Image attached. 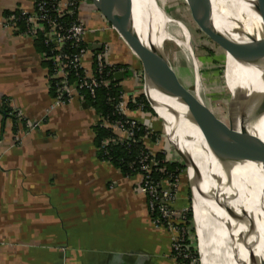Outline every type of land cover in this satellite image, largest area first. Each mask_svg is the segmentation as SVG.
I'll list each match as a JSON object with an SVG mask.
<instances>
[{
	"label": "crops",
	"instance_id": "1",
	"mask_svg": "<svg viewBox=\"0 0 264 264\" xmlns=\"http://www.w3.org/2000/svg\"><path fill=\"white\" fill-rule=\"evenodd\" d=\"M19 7L32 11L34 0H0V105L6 99L17 112H0V264H177L175 233L154 223L140 177L100 157L96 110L78 97L57 104L36 39L6 24L5 12ZM81 15L88 46L108 40L110 63L127 65L124 92L146 94L141 61L119 32L90 0ZM92 63L89 53L85 65ZM129 112L156 131L152 112ZM180 186L182 209L188 187Z\"/></svg>",
	"mask_w": 264,
	"mask_h": 264
},
{
	"label": "bare ground",
	"instance_id": "2",
	"mask_svg": "<svg viewBox=\"0 0 264 264\" xmlns=\"http://www.w3.org/2000/svg\"><path fill=\"white\" fill-rule=\"evenodd\" d=\"M202 1L212 9L217 28L229 37L228 43L234 48V52L228 51L232 66L226 74L234 92L231 95L239 106L229 118L238 135L252 145V138L264 139V115L254 111L246 94L264 92V65H247L238 59L243 53L242 44L249 41L244 33L260 36L264 29L262 21L254 9V0ZM133 14L134 31L144 42L155 46L168 67L172 68L165 53L169 42L191 58L187 36L178 26L174 27L179 28V35L168 30V14L157 0H133ZM145 87L164 122L168 141L192 155L200 175L199 182H192L200 264H254L250 252L260 264L264 257L263 165L245 160L226 169L223 155L209 146L199 126L190 118L187 106L150 81ZM193 173L194 169L189 168V175ZM233 210L243 218L233 216Z\"/></svg>",
	"mask_w": 264,
	"mask_h": 264
},
{
	"label": "built area",
	"instance_id": "3",
	"mask_svg": "<svg viewBox=\"0 0 264 264\" xmlns=\"http://www.w3.org/2000/svg\"><path fill=\"white\" fill-rule=\"evenodd\" d=\"M87 1L34 0L32 11L19 7L15 10L18 11V14L14 12L6 16V24L12 26L20 34L35 39L42 36L45 45L53 44L50 50L51 55L44 54V56L46 60H51L53 63L51 77L59 81V92L56 96L57 104L71 101L75 97L83 100V90L95 95L97 88L109 84L111 81L109 77L123 69L117 68L109 61L110 41H102L101 46L96 49L90 48L86 43L85 36L88 28L82 18L81 8ZM62 11L75 13L76 19L70 24L61 23L54 17L53 12ZM21 20L25 23L24 27L20 24ZM105 23L108 24L110 29H115L107 20ZM67 42H70L71 47L75 48L73 52L65 51L64 46ZM89 53L93 58L91 67L85 65V58ZM108 67H110V70H107ZM71 73L76 77L74 81L70 79ZM135 98L136 96L123 92L115 106V113L121 117L113 122L109 121V118L103 120L100 117V121L103 120V123L110 127L115 134L113 137L105 139L102 147H106L112 141H125L127 145H131V143L138 140L136 136L137 126L140 123L144 124V122L140 121L138 117L132 116V112H129L133 109L129 106V102L131 99L135 101ZM136 109L143 110L144 105L138 104ZM39 123L35 122L30 127L35 128ZM145 131L146 133L140 138L145 145V149L141 150L137 157L139 172L136 175L140 177L141 190L148 197V207L154 223L175 233L172 250L176 262L177 257H182L191 259V264H194V259L186 245L187 236L190 233L186 224L189 209L188 207L179 209L175 206L180 178L184 175L185 169L175 179L166 175L155 181L152 177L156 165L154 157L158 152L167 155L168 153L165 147L162 149L158 147L160 141L157 136L155 140L153 139L154 130L146 125ZM168 159L171 160L169 156ZM155 213L157 214L155 215Z\"/></svg>",
	"mask_w": 264,
	"mask_h": 264
},
{
	"label": "water",
	"instance_id": "4",
	"mask_svg": "<svg viewBox=\"0 0 264 264\" xmlns=\"http://www.w3.org/2000/svg\"><path fill=\"white\" fill-rule=\"evenodd\" d=\"M102 16L119 32L135 55L141 61L145 80L150 81L163 93L177 98L187 106L190 118L199 126L209 146L223 155L224 166L230 169L237 162L253 160L261 163L264 167V139L252 138V145L238 135L235 126L230 119L228 124L220 121L219 117L206 105L186 89L173 68L166 65L158 54L155 46L149 45L134 31L133 0H90ZM189 5L193 15L208 29H210L220 40L223 41L226 49L234 52V48L228 43L229 37L220 31L214 20L212 9L202 0H185ZM254 9L260 16L264 27V0H254ZM245 32V31H244ZM249 41L242 44L243 53L238 59L241 63L259 66L264 65V29L260 36L244 33ZM101 45L97 48H99ZM235 55V53H233ZM123 72L117 71L115 78L121 80ZM264 81V71L262 73ZM148 96V101L153 107V103ZM247 100L258 115H264V92L246 94ZM155 113L156 110H155ZM158 114V113H157ZM176 152L180 155L186 166L187 176L192 185L193 180L199 182L200 175L192 155L186 154L183 150L169 140ZM189 168L194 169L192 176L189 175ZM192 188V187H191ZM246 214V210H242ZM194 215V212H193ZM243 215L233 210V216L238 219ZM251 228V226H250ZM249 256L254 264H259L253 252ZM264 264V257L260 261Z\"/></svg>",
	"mask_w": 264,
	"mask_h": 264
},
{
	"label": "rangeland",
	"instance_id": "5",
	"mask_svg": "<svg viewBox=\"0 0 264 264\" xmlns=\"http://www.w3.org/2000/svg\"><path fill=\"white\" fill-rule=\"evenodd\" d=\"M157 1L168 14V30H173L176 34L180 31L179 28L183 30L184 37L187 36L185 37L187 40H185L191 52V58H188L175 43L169 42L165 45V53L168 62L186 89L189 90L196 99L210 108L219 117L222 123L228 124L230 115L236 112L239 103L235 101L231 95V93L234 92L229 84L226 71L232 66V62L223 41L193 15L185 0ZM174 26H178L179 28L175 29ZM139 69V71L143 70L142 68ZM141 78V86L144 91L147 81L144 75H142ZM197 88L198 91H196ZM143 93L145 94V92ZM147 97L148 96H146V98ZM153 115L157 122L154 127L156 129L155 133L158 135L160 141L158 147L160 149L163 147L174 149L172 144L168 141L163 120L157 113H153ZM173 153L174 158H170L172 161L179 160L183 162L176 150ZM183 174L182 178H180V185L181 183L185 184V186L187 185L189 189L187 196H189L188 193H191V206L194 212V226L196 229V240L194 239L193 241L199 252V239L197 236V222L195 220L193 201L194 193L186 169ZM189 198L190 196L188 197V209L190 208Z\"/></svg>",
	"mask_w": 264,
	"mask_h": 264
},
{
	"label": "trees",
	"instance_id": "6",
	"mask_svg": "<svg viewBox=\"0 0 264 264\" xmlns=\"http://www.w3.org/2000/svg\"><path fill=\"white\" fill-rule=\"evenodd\" d=\"M18 14V11H9L5 12L6 16L12 13ZM54 17L64 24H70L76 19L75 13H69L67 11L62 12H53ZM20 24L24 27V21L21 20ZM51 45H45L42 36L36 39V46L37 48L44 52L46 55H51ZM65 51L73 52L75 48L71 47V43L67 42L64 46ZM45 65L49 68L50 74L53 73V63L51 60H45ZM117 68H127V65L117 64L115 65ZM110 70V67L107 68ZM143 73V71H142ZM111 79L109 84L102 85L96 89L95 95H92L86 90H83L84 94V101L85 103L93 107L98 115L104 119L109 118V121L113 122L115 119L120 118L118 114L115 113V106L119 102V98L121 94L124 92L123 87L120 83V80L115 78V75H111L109 77ZM70 79L74 81L76 77L73 73L70 74ZM50 87L53 95L57 96L59 92V81L58 79L51 78L50 79ZM138 104L144 105V110L150 111L155 113L153 108L151 107L149 101L147 100L144 93L139 94L136 96L135 101L131 99L129 102V106L133 109L137 108ZM0 112L4 116H14L16 118L17 112L14 111L6 99L3 100L2 104L0 105ZM115 113V114H114ZM103 120H99L98 124L94 126V142L98 148V153L102 159L110 161L113 165L118 167L122 173L126 176H134L139 172V163L137 162L138 154L141 150L145 149V145L143 141L140 140L141 136L146 133L145 131V124H138L137 126V137L138 140L131 145H127L126 142H110L106 147H102V143L105 139L113 137L115 134L113 133L112 129L103 123ZM156 133L153 134V139H156ZM156 165L154 167L152 177L155 181L160 180L166 175L175 179L182 170L186 169V166L183 162L179 160H169L168 155L163 152L156 153L155 157ZM133 163V164H132ZM132 164V165H131ZM187 192L189 189L187 188ZM188 195L189 198V205L190 208L188 210V215L186 219L187 227L190 233L187 236L186 245L192 258L194 259V264H200V254L194 245V239L196 240V229L194 226V215L193 209L191 206L192 198L191 193ZM188 196V197H189ZM157 213H155L156 215ZM177 264H191V259L189 258H182L177 257Z\"/></svg>",
	"mask_w": 264,
	"mask_h": 264
}]
</instances>
